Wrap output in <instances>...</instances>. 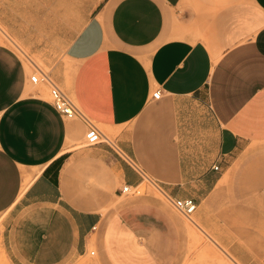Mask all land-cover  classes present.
<instances>
[{
  "label": "crops",
  "instance_id": "1",
  "mask_svg": "<svg viewBox=\"0 0 264 264\" xmlns=\"http://www.w3.org/2000/svg\"><path fill=\"white\" fill-rule=\"evenodd\" d=\"M8 29L38 61L0 42V264H170L178 217L120 192L146 178L264 221V0H16ZM38 63L136 166L82 144Z\"/></svg>",
  "mask_w": 264,
  "mask_h": 264
},
{
  "label": "rangeland",
  "instance_id": "2",
  "mask_svg": "<svg viewBox=\"0 0 264 264\" xmlns=\"http://www.w3.org/2000/svg\"><path fill=\"white\" fill-rule=\"evenodd\" d=\"M0 6L3 12L0 26L5 32V34L0 32V42L12 47L26 60L35 59L28 52L27 47L16 46V37H13L8 29L16 28V0H0ZM87 17V14L80 15L74 21L71 17L70 35L81 26ZM38 64L41 70L48 71L42 63ZM256 158L260 164H263L264 152L258 153ZM138 189L140 190L138 195L123 193V196L156 198L178 217L180 248L170 264H259L260 257L264 253V221L227 220V215L222 218L219 190L213 193L214 202L217 204L206 206L203 201L190 217H186L172 207L149 181L142 182ZM2 216L0 215V219ZM91 251L95 252V248L91 247L89 253Z\"/></svg>",
  "mask_w": 264,
  "mask_h": 264
},
{
  "label": "built area",
  "instance_id": "3",
  "mask_svg": "<svg viewBox=\"0 0 264 264\" xmlns=\"http://www.w3.org/2000/svg\"><path fill=\"white\" fill-rule=\"evenodd\" d=\"M30 81L34 84H44L49 87V97L50 102L53 107L66 119H79L83 121L85 124V132L83 135V145H94L97 143L104 142L108 144L121 158H123L127 163L136 166L134 162L123 153V151L119 148L116 140L114 138L109 137L105 133H103L98 126L88 118L76 105V103L68 96L66 92H64L59 86H57L49 74L42 70H37L33 72L30 77ZM161 89L156 88L151 97L153 99H158L161 96ZM214 169H218V166H214ZM156 189H158L165 199L169 202V204L174 207L177 211L182 213L186 217H190L196 208V201L192 197L185 198H175L165 194L153 180L146 178ZM140 184L135 186L122 185L120 192L125 194H140V190L138 189ZM94 251H91L93 253Z\"/></svg>",
  "mask_w": 264,
  "mask_h": 264
},
{
  "label": "bare ground",
  "instance_id": "4",
  "mask_svg": "<svg viewBox=\"0 0 264 264\" xmlns=\"http://www.w3.org/2000/svg\"><path fill=\"white\" fill-rule=\"evenodd\" d=\"M0 32L1 33H4L5 34V32H4V30L1 28V26H0ZM10 39V38H9ZM14 42V41H13ZM15 44V43H14ZM32 177V176H31ZM31 177L30 176H26L25 177V179H24V185H23V189L27 186V184L30 182V180H31ZM142 184V183H141ZM140 184V185H141ZM22 189V190H23ZM195 223V222H194ZM2 250V249H1ZM2 254V253H1ZM3 259V258H2Z\"/></svg>",
  "mask_w": 264,
  "mask_h": 264
}]
</instances>
